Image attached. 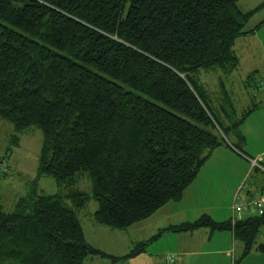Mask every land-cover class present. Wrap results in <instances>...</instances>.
<instances>
[{
    "label": "trees",
    "instance_id": "1",
    "mask_svg": "<svg viewBox=\"0 0 264 264\" xmlns=\"http://www.w3.org/2000/svg\"><path fill=\"white\" fill-rule=\"evenodd\" d=\"M239 1L0 0V119L40 129L38 174L65 189H33L12 211L0 201V264L137 256L147 242L121 257L90 245L78 211L94 199L96 224L126 229L180 200L231 131L244 153L251 110L239 114L223 84L214 99L196 76L239 67L234 46L254 31L246 25L256 11ZM243 217L202 216L163 231L232 230L242 259L264 227V214Z\"/></svg>",
    "mask_w": 264,
    "mask_h": 264
},
{
    "label": "crops",
    "instance_id": "2",
    "mask_svg": "<svg viewBox=\"0 0 264 264\" xmlns=\"http://www.w3.org/2000/svg\"><path fill=\"white\" fill-rule=\"evenodd\" d=\"M234 48L237 51L236 43ZM258 109H260L258 106L249 109L251 111L243 125L256 111H259ZM238 112L241 113L239 110ZM261 119L264 121V117ZM240 129L245 137L244 153L234 147V144L239 143V137L231 131L228 135V143H223L212 151L195 180L185 189L180 200L169 201L148 218L124 229L122 234L90 220L92 223L88 232L83 226L86 241L90 245L94 243L100 250L108 247L115 254H123L126 247L130 248L128 247L129 242L131 245L136 242H148L159 235L155 240L157 241L156 246H150L154 243L150 242L145 251L137 256H142L146 264H161L163 258L161 254L164 252L174 255L176 264H236L237 253L243 254L244 243L236 239L232 230H212L210 227H200L184 232L163 230L170 226L194 222L202 216H208L216 222H226L235 218L234 216H237L239 220L244 218L234 214L233 201L239 186L247 177V164H250L252 168L251 159L264 166V135H262L263 129L256 134L255 123L250 130L249 128L244 130L243 126ZM258 139L263 141L262 145L258 143ZM252 170L256 172L253 176L254 181H247V196L264 191V173L256 167ZM261 230L264 231V227ZM91 231H97L100 236L98 240L102 241L101 243L98 244L88 239ZM262 243H264V236L261 238L257 236L253 249L241 264H264V252L258 249ZM98 257H90V263L93 264V261L95 264L111 263V259ZM134 259L136 257L126 261L133 263ZM120 261L114 263L120 264Z\"/></svg>",
    "mask_w": 264,
    "mask_h": 264
},
{
    "label": "rangeland",
    "instance_id": "3",
    "mask_svg": "<svg viewBox=\"0 0 264 264\" xmlns=\"http://www.w3.org/2000/svg\"><path fill=\"white\" fill-rule=\"evenodd\" d=\"M239 8L244 12L256 10L246 25L247 30L254 29V32L246 34V37H241L236 42L239 67L231 73H224L219 68L203 69L199 71L196 76L214 99L219 97L221 100L223 84L228 95L231 97V101L234 102L236 108L241 113L253 107H260V109H258L259 111H256L247 123L244 125L242 123L241 126H243L244 130L245 128H249L250 130L255 123L257 127L256 134H259L263 129L262 135H264V121L261 119V117H264V0H240ZM250 74L252 77L249 76ZM247 79H249L252 84L254 81L260 87L255 91L254 86L246 85ZM245 100H247V102ZM249 135L252 136L251 134ZM15 137L18 138L17 144L14 142ZM257 141L260 145L263 144L262 140L258 139ZM42 143L43 135L39 128L31 126L22 131H17L11 123L0 119V201L5 211L14 210L18 199L27 195V193L31 192L33 189L40 194L65 192V189L58 185L52 176H39L38 174L39 155ZM249 165L250 164H247L246 175L247 177L249 176L248 181L253 182V176L256 171H251L252 168ZM81 188L90 191V181L84 179L81 182ZM65 204L69 207L73 205L71 200L68 199H65ZM97 208V201L91 199L85 208L78 211V217L86 229V232L89 231V226L93 220V214ZM112 230L121 232L120 234L124 232V229ZM90 233L92 237L88 234L89 240L98 244L102 242L98 240L100 236L97 231H91ZM263 236L264 231L261 230L258 238ZM158 237L159 235L149 240L146 247L152 241L154 243L152 242L153 244L151 243L152 245L150 246H156L157 241L155 240H157ZM136 244H138V242L132 245L131 242H129L128 247L130 248L127 249L126 247L123 254H115L107 246H105L107 248H103L101 251L109 255L112 254V256L121 257L127 255ZM92 245L98 248L94 243ZM167 255L172 254L164 252V254H161V257ZM137 256L122 259L120 264H146L142 256ZM241 256L242 253H237V264H241L244 258L247 257L245 256L241 259ZM135 257L136 259H134L133 263L126 261ZM93 264H95L94 261ZM110 264L118 263H112L111 260Z\"/></svg>",
    "mask_w": 264,
    "mask_h": 264
},
{
    "label": "built area",
    "instance_id": "4",
    "mask_svg": "<svg viewBox=\"0 0 264 264\" xmlns=\"http://www.w3.org/2000/svg\"><path fill=\"white\" fill-rule=\"evenodd\" d=\"M250 159V158H249ZM252 169L255 167L264 173V166L259 164L256 160H252ZM253 171V170H251ZM249 177V176H248ZM248 177L239 186L233 201V212L235 215L250 216L264 214V191L256 194L246 195L248 190ZM236 217V216H234ZM161 264H176L174 255L163 256Z\"/></svg>",
    "mask_w": 264,
    "mask_h": 264
}]
</instances>
